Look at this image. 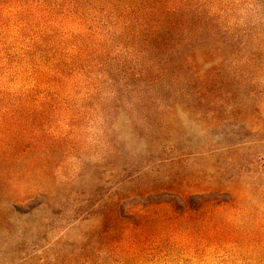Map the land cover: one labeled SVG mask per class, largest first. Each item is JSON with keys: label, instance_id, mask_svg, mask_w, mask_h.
Instances as JSON below:
<instances>
[{"label": "rangeland", "instance_id": "374dc122", "mask_svg": "<svg viewBox=\"0 0 264 264\" xmlns=\"http://www.w3.org/2000/svg\"><path fill=\"white\" fill-rule=\"evenodd\" d=\"M190 3L211 16L212 44L194 47L206 101L188 71L117 72L116 43L107 73L58 75L37 102L29 77L6 78L0 264H264V0ZM164 191L230 193L239 209L119 218L121 198ZM121 223L145 225L141 241L120 245Z\"/></svg>", "mask_w": 264, "mask_h": 264}, {"label": "trees", "instance_id": "16d2710c", "mask_svg": "<svg viewBox=\"0 0 264 264\" xmlns=\"http://www.w3.org/2000/svg\"><path fill=\"white\" fill-rule=\"evenodd\" d=\"M190 1L0 0V103L9 76L29 77L33 82L29 93L37 102L35 90L39 86L59 85L54 80L58 75L107 73L109 47L115 43L119 48L112 61L117 62V72L155 83L160 79L179 81L188 71L189 83L206 101L213 88L209 77L213 72H207L208 77L203 79L195 70L199 58L207 56L194 47L212 44L211 16ZM164 196L165 200H156ZM29 205L30 202L24 207ZM118 205L121 220L127 219L131 210L144 211L161 205L177 216L238 208L232 194L222 192L185 196L148 192L121 198ZM124 224L118 231L119 244L141 241L137 232L145 225L135 223L130 228Z\"/></svg>", "mask_w": 264, "mask_h": 264}]
</instances>
